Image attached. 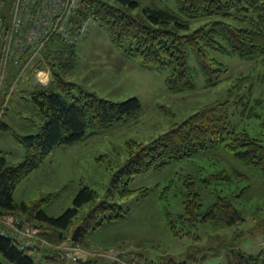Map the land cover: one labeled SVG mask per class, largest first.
<instances>
[{
	"label": "rangeland",
	"instance_id": "374dc122",
	"mask_svg": "<svg viewBox=\"0 0 264 264\" xmlns=\"http://www.w3.org/2000/svg\"><path fill=\"white\" fill-rule=\"evenodd\" d=\"M109 1L119 3L118 0ZM135 1L137 5L128 8L134 15H142V9L147 6L177 9L174 0ZM184 18L188 26L180 29L183 33L212 20L240 22L233 17L216 14ZM68 29L74 35L70 43L72 50L60 52L54 65L26 69L25 79L17 83L10 97L1 117L3 124H0V153L6 157L7 163L20 162L25 155L14 134L35 132L37 123L43 121L28 93L48 86L53 78V68L63 65L64 79L75 85L71 89L73 95L93 93L114 101L135 96L142 111L108 128L88 129L87 134L72 145L55 147L54 152H50L38 167L19 181L13 191L15 201L30 205L37 201L47 215L58 216L66 208L74 206V197L82 186H89L95 191V200L79 208L69 234L81 224L82 216L99 202L105 200L122 207L120 220L104 222L89 229L78 243L88 252L80 257L99 256L101 263L103 259H114L118 254L128 252L150 260L166 254L178 258L199 243L204 245L218 237L229 241L236 231L244 236L240 246L245 252L256 253L264 247V172L237 160L225 150L224 143L208 145L194 157L136 174L127 183L126 178L121 177L118 187L113 186L114 174L125 161L130 144L148 143L209 102L228 101L230 132H247L251 137L264 141L261 125L264 118V61L241 58L234 53L211 52L227 68L222 80L207 87L197 72L192 90L173 92L165 85L167 71L147 68L137 59L117 50L106 29L91 16L80 15L75 21L71 20ZM188 59L191 65L196 64L191 54ZM237 77L245 83L235 89L232 86ZM221 170L229 173V180L220 174ZM234 172L242 176L237 177ZM189 180L194 181L196 191L203 197V206L212 202L216 194H237L246 184L243 193L235 200L243 222L236 229L210 230L200 225L197 230L199 243L192 236L174 235L166 222V211L169 210L172 219L182 212V197L188 188L185 183ZM121 190L131 194L121 197ZM15 216L25 218L24 215ZM27 218L33 224L32 217ZM39 230L50 233L51 229L42 226ZM218 260L213 258L208 264H216ZM67 261L68 264H76L74 260Z\"/></svg>",
	"mask_w": 264,
	"mask_h": 264
},
{
	"label": "trees",
	"instance_id": "16d2710c",
	"mask_svg": "<svg viewBox=\"0 0 264 264\" xmlns=\"http://www.w3.org/2000/svg\"><path fill=\"white\" fill-rule=\"evenodd\" d=\"M174 1L176 10L147 6L142 9V15H134L128 8L137 5L135 0H118V4H113L109 0H81L76 15H72V20L80 18V15L91 16L106 29L112 45L117 50L137 59L147 68L167 71L165 85L173 92L192 90L195 87L197 72L202 75L207 87L222 80L227 68L211 55V52L234 53L241 58L264 61V0ZM214 14L233 17L240 22L233 24L224 20H212L192 31L185 33L180 31L188 26L184 16ZM55 38L43 51L44 54H53V62L50 65L56 63L60 52H64L65 49L69 52L72 50L70 44L64 46ZM57 47L62 49H53ZM189 54L193 56L195 65L190 64ZM62 69L63 65L53 68V78L49 85L33 89L28 93L43 121L37 123L38 130L35 132L14 134L24 148V158L20 162L8 164L5 156L0 153V216L24 215L25 218H21L28 221L30 219L27 216H31L34 226L41 230L42 226L51 229L50 233L41 231V234L52 244L68 242L75 245L80 244L82 235L89 229L96 228L104 222L120 220L123 216L122 207L105 200L99 202L96 207L89 209L87 214L82 216L81 234L79 233L76 240H72V234L68 233L69 229L79 213V208L84 203L95 200L93 189L82 186L74 197V206L66 208L58 216L47 215L37 201L31 205L24 201L16 202L13 191L19 181L38 167L56 146L78 142L87 134L88 129L108 128L133 118L141 113L142 106L135 96L114 101L93 93L82 92L73 95L71 89L75 85L64 79ZM17 71L18 69L13 66L5 68L6 74L3 75L0 85L1 101L4 100ZM244 83L237 77L232 87L238 89ZM228 105L227 100L206 103L148 143L130 144L125 161L114 174L113 186L118 187L121 177L126 178L127 183L128 179L136 174L165 167L182 158L194 157L208 145L217 146L222 143L225 150L237 160L260 168L264 172V141L251 137L247 132H230ZM261 125L264 129V118L261 120ZM220 174L230 179L229 173L225 170H221ZM234 174L237 177L242 176L240 173L234 172ZM245 179L248 180L246 176ZM185 184L188 188L182 197V212L172 219L169 210L166 211L168 217L166 222L174 235L192 236V239L199 243L197 230L201 226L210 230L229 227L236 229L238 224L243 222L244 218L237 209L235 200L240 193H243L246 184L237 194H216L215 199L206 206H203V197L196 191L194 181L189 180ZM122 188L125 189V186ZM119 193L121 197L131 194L130 191L123 190ZM2 227L0 223V229ZM241 237L242 234L236 231L229 241L218 237L204 245L199 243L178 258L166 254L150 260L138 258L137 253L128 252L118 254L114 259H103L102 263L99 256H89L86 259L79 256L75 262L76 264H208L211 259L218 260L222 256L216 264H264V247L256 253L245 252L240 246ZM7 262L68 264L67 258L54 247H37L33 252L28 253L21 248V242L17 237L0 234V264Z\"/></svg>",
	"mask_w": 264,
	"mask_h": 264
},
{
	"label": "built area",
	"instance_id": "2783aa9c",
	"mask_svg": "<svg viewBox=\"0 0 264 264\" xmlns=\"http://www.w3.org/2000/svg\"><path fill=\"white\" fill-rule=\"evenodd\" d=\"M80 1L0 0V82L7 66L18 69L4 100L0 102V120L24 71L33 66L39 68L53 62V54L43 53L49 42L56 37L64 46L72 43L74 35L70 34L68 25L71 23L72 15L77 13ZM0 223L3 226L0 234L17 237L21 242V248L28 253L42 247L41 245L54 247L61 251L63 257L71 260L88 253L79 244H52L42 236L38 227L13 214L1 215Z\"/></svg>",
	"mask_w": 264,
	"mask_h": 264
},
{
	"label": "water",
	"instance_id": "95a60500",
	"mask_svg": "<svg viewBox=\"0 0 264 264\" xmlns=\"http://www.w3.org/2000/svg\"><path fill=\"white\" fill-rule=\"evenodd\" d=\"M80 229V225H77L71 235L72 240H76L78 238V231Z\"/></svg>",
	"mask_w": 264,
	"mask_h": 264
},
{
	"label": "crops",
	"instance_id": "0c3cea01",
	"mask_svg": "<svg viewBox=\"0 0 264 264\" xmlns=\"http://www.w3.org/2000/svg\"><path fill=\"white\" fill-rule=\"evenodd\" d=\"M25 79V77H24V74H23V76L21 77V81L22 80H24ZM15 89H16V87H15ZM15 89H14V92H15ZM18 90V89H17ZM19 91V90H18ZM18 91H17V93H18ZM14 92L12 93V95L14 94ZM8 104H9V102H8ZM7 107H8V105H7ZM6 111V110H5ZM5 114V113H4ZM3 114V115H4ZM72 144H74V143H72ZM72 144H68V145H72ZM60 146H66V145H60ZM60 146H56V147H60ZM54 150L55 149H53L51 152H54ZM5 159H6V157H5ZM15 199V198H14Z\"/></svg>",
	"mask_w": 264,
	"mask_h": 264
}]
</instances>
